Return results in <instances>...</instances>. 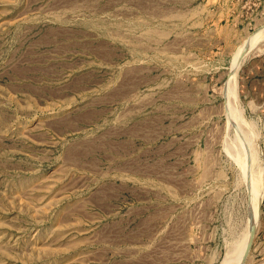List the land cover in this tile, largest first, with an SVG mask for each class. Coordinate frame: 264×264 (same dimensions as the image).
<instances>
[{"label": "rangeland", "instance_id": "374dc122", "mask_svg": "<svg viewBox=\"0 0 264 264\" xmlns=\"http://www.w3.org/2000/svg\"><path fill=\"white\" fill-rule=\"evenodd\" d=\"M263 25L264 0H0V264H221L251 156L264 264V38L227 91Z\"/></svg>", "mask_w": 264, "mask_h": 264}, {"label": "bare ground", "instance_id": "6f19581e", "mask_svg": "<svg viewBox=\"0 0 264 264\" xmlns=\"http://www.w3.org/2000/svg\"><path fill=\"white\" fill-rule=\"evenodd\" d=\"M251 36V35H250ZM252 38L246 43V45L243 47L244 49L240 51V53L237 54V57H235L236 59L235 62H234V72L232 73V76L230 77V81H229V84H228V92L229 94H232V96H236V72H237V69L240 67V65L242 64V61L246 55V53H248V51L250 50V48L252 46H255V44H257L258 42H260L263 38H264V25L263 27L259 30L258 33H256L255 35L251 36ZM252 50V49H251ZM248 56V55H247ZM233 69V68H232ZM227 92V94H228ZM233 99V98H232ZM231 101V99H228ZM233 101V100H232ZM231 101V102H232ZM230 102V103H231ZM232 106V105H231ZM231 109V107H229ZM229 110V109H228ZM233 110V109H232ZM230 112V110H229ZM233 112V111H232ZM235 114V112H234ZM233 116H236V115H232V118L234 119ZM233 123H236V122H233ZM240 134H242L240 132ZM241 136V135H240ZM243 136V135H242ZM242 138V137H241ZM244 140V138H243ZM247 141V140H245ZM257 142V141H256ZM243 144V143H242ZM247 144V143H246ZM248 145V144H247ZM246 145V146H247ZM250 145V144H249ZM255 145V144H254ZM254 145L252 147H254ZM257 145V144H256ZM251 147V146H250ZM243 148V147H242ZM248 148V147H247ZM257 148V147H256ZM250 149V148H248ZM243 152H246V151H243ZM242 152V153H243ZM255 152V151H254ZM253 153V152H251ZM256 154V153H254ZM252 154V155H254ZM262 154V153H261ZM243 157V156H242ZM256 157V156H255ZM252 156L246 160H248V168H245L247 173H246V176L248 175L249 178L248 179V182H249V195L251 194L252 195V200L250 202H252L251 204V213H250V223L248 224V230L245 232V237L242 241L238 242V244H235L234 247H232L229 252L227 251V254L224 258V260L222 261L221 264H240V262H242V258L244 257V254H246V249H247V245L249 243V240L251 238V227H252V224L253 223H256L257 221V218H258V204L259 203V200L261 198V191H259V187L261 185V183L263 182L261 179H262V166H259L257 164V166H255L256 164L254 163L253 159H251ZM257 160V158H255ZM254 159V160H255ZM243 160V158H242ZM259 160V159H258ZM243 162H246L243 160ZM243 166V165H242ZM262 170H261V169ZM244 170V169H243ZM244 172V171H243ZM264 174V173H263ZM264 177V176H263ZM262 181V182H261ZM264 185V183H263ZM248 186V185H247ZM261 188V187H260ZM264 188V187H263ZM263 196V195H262ZM251 197V196H250ZM249 209V208H248ZM242 239V238H241ZM238 240V239H237ZM239 241V240H238ZM235 242V241H234ZM237 243V242H235ZM233 245V244H232ZM230 247V246H229ZM228 247V248H229Z\"/></svg>", "mask_w": 264, "mask_h": 264}, {"label": "crops", "instance_id": "0c3cea01", "mask_svg": "<svg viewBox=\"0 0 264 264\" xmlns=\"http://www.w3.org/2000/svg\"><path fill=\"white\" fill-rule=\"evenodd\" d=\"M242 94L247 98L249 107L264 106V47L253 52L243 65L240 73Z\"/></svg>", "mask_w": 264, "mask_h": 264}, {"label": "water", "instance_id": "95a60500", "mask_svg": "<svg viewBox=\"0 0 264 264\" xmlns=\"http://www.w3.org/2000/svg\"><path fill=\"white\" fill-rule=\"evenodd\" d=\"M256 227H257V224L253 223L252 224V231H251V238H250L249 243L247 245L246 254L244 256L243 262L245 261V259L249 255V251L251 249V246H252V243H253V239H254V235H255V232H256ZM243 262H242V264H243Z\"/></svg>", "mask_w": 264, "mask_h": 264}]
</instances>
